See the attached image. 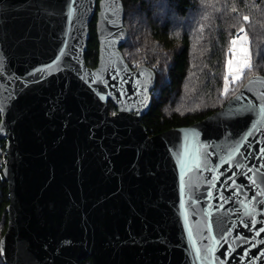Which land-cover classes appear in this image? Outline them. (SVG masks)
Masks as SVG:
<instances>
[{"label": "water", "instance_id": "95a60500", "mask_svg": "<svg viewBox=\"0 0 264 264\" xmlns=\"http://www.w3.org/2000/svg\"><path fill=\"white\" fill-rule=\"evenodd\" d=\"M101 3L0 0L4 264H264V77L205 120L150 136L157 71L129 66L124 5L112 17ZM185 150L208 155L182 167Z\"/></svg>", "mask_w": 264, "mask_h": 264}, {"label": "trees", "instance_id": "16d2710c", "mask_svg": "<svg viewBox=\"0 0 264 264\" xmlns=\"http://www.w3.org/2000/svg\"><path fill=\"white\" fill-rule=\"evenodd\" d=\"M121 1L128 31L121 48L124 58L133 69L146 65L157 71L152 106L142 120L150 136L205 120L224 108L251 77H264V0ZM233 5L237 12L231 11ZM245 15L250 17L249 23L243 21ZM241 26L251 41L253 67L241 80H230L224 94L229 41ZM90 34L85 58L94 69L98 64L96 18ZM109 106L115 114L116 108L112 103ZM6 158V143L0 141V241L7 228L10 202L2 174ZM0 264H4L1 255ZM80 264L92 261L87 258Z\"/></svg>", "mask_w": 264, "mask_h": 264}, {"label": "snow or ice", "instance_id": "6c2138e0", "mask_svg": "<svg viewBox=\"0 0 264 264\" xmlns=\"http://www.w3.org/2000/svg\"><path fill=\"white\" fill-rule=\"evenodd\" d=\"M72 3L75 4L76 0H72ZM101 7L105 8L106 13L110 12L112 17H117L121 11V5L118 3V0H102ZM231 11L237 12V8L235 5L231 7ZM69 14L70 15L72 14L71 8ZM207 18L208 17H205V19ZM242 19L245 23L250 22V17L248 15L243 16ZM109 23H111L112 25H116V20L112 19L109 21ZM200 31L203 32V27H201ZM110 43H115V41H110ZM260 54H261L260 50H258L255 55L258 57L260 56ZM252 60H253V52L251 50V41L245 27L241 26L238 32L236 33V35L229 41L228 59L226 61V73L224 75V94H227L229 90L230 77H231V81L233 82L238 81L242 78V75L244 74L245 70H249V71L252 70L253 67ZM49 67L51 68L52 66L50 65ZM149 78H150V74H149ZM255 83L264 84V80H257L255 81ZM249 90H251V88H249ZM103 98L104 97H101V99ZM261 98L264 99V93H261ZM260 114L262 117H264V104H262L260 107ZM185 135L187 136L188 133H185ZM191 135L195 137L198 136L199 133L192 132ZM203 147L206 149L208 146L205 145ZM233 151H237V149H234ZM188 155L189 154L187 153V150H185L184 153L180 154L179 160L181 166L186 167L188 166L189 163H191V165L195 166L196 168H199L202 163L201 155L206 157L208 153L207 152L200 153L199 151H197L194 158L190 157L189 160H186L185 157ZM228 158L231 159V154L229 155ZM251 182L254 185L257 183L255 179H253ZM206 226L210 228V226L208 225ZM261 231H264V229H261ZM208 251L209 253H211L212 249L209 248ZM196 255L197 258L199 259L200 258L199 249H196Z\"/></svg>", "mask_w": 264, "mask_h": 264}, {"label": "rangeland", "instance_id": "374dc122", "mask_svg": "<svg viewBox=\"0 0 264 264\" xmlns=\"http://www.w3.org/2000/svg\"><path fill=\"white\" fill-rule=\"evenodd\" d=\"M246 71V70H245ZM243 76V75H242ZM229 80H231V77L229 78ZM241 80V79H240ZM239 81V80H238ZM233 82V81H232ZM237 82V81H234V83Z\"/></svg>", "mask_w": 264, "mask_h": 264}]
</instances>
